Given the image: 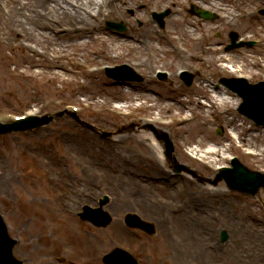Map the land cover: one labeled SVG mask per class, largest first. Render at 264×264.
I'll return each instance as SVG.
<instances>
[{
    "label": "rangeland",
    "instance_id": "rangeland-1",
    "mask_svg": "<svg viewBox=\"0 0 264 264\" xmlns=\"http://www.w3.org/2000/svg\"><path fill=\"white\" fill-rule=\"evenodd\" d=\"M138 1L128 0L130 6L118 9L122 16L111 17L113 20L124 21L128 26L123 33L125 35L120 36L108 29L103 19L96 21L94 17L90 18V23H94L97 29L92 32L88 26L82 31L74 29L75 33L58 35L45 32L46 29L36 30L35 11L39 0H0L1 119L6 120V112L20 113L32 106L38 108L40 113L66 110L62 116L42 128L0 137V210L8 213L9 221L16 229L13 233L21 239L15 254L25 264H62L58 258L66 255V248L71 255H66L63 264H100L97 261L99 253L109 249L112 244L133 248L141 254L143 264H190L191 260L196 264H213L211 258L195 255L187 257L183 250H199L197 246H205L209 242L216 245V251H211L216 258V253L224 249L221 245L229 243L233 235L229 225L225 229L229 239L221 244L218 239L223 229L216 224L218 219L213 217L217 226L213 231L200 226L202 222L196 220L197 217L191 220L184 214V204L190 201L191 196L198 204H212L209 203L212 199L205 194L202 196L200 192L202 189L209 191L215 186L206 187L205 184V187H198L196 182L199 180H195L196 177L192 181L193 178L187 175L172 176L168 172L170 170L167 171L170 168L159 158L150 141L145 142L150 150L137 143V135L147 131V124L135 126L136 118H154L155 114L166 118L190 113L193 121L185 124L174 123L163 127L157 120L154 124L159 130L170 134L173 142V150L170 149L172 159L189 164L201 178L211 175L212 171L210 167L186 157L183 148L192 144L201 147V151L213 143L228 147V153L225 152L221 160L214 164H226L228 154H238L251 169L264 167V130L254 128L235 109L223 114L222 107L209 110L205 105L216 94L213 93V82L208 79L215 82L230 77L228 71L218 66L207 71L204 69L201 75H196L191 87L173 78L154 81L145 79L142 83L130 81L127 85H116L105 74L101 67L106 63L141 61L143 66H138L136 71L143 75L149 74L152 66L157 63L174 72L179 67L191 64L205 67L201 60L204 57L210 58L212 63L222 62V56L210 50L211 44L220 43L221 37L211 35V44L205 42V46L195 45L191 39L199 31H209V22H203L190 15L186 8L175 5L171 16L166 19L165 29H162L158 23L149 20V12L143 14L135 8ZM146 1L152 8L153 0ZM221 1L206 0L205 4L218 5ZM246 1L251 3V0H231V3L234 7L245 9L250 7ZM170 2L156 0L153 7L161 9ZM131 9L134 14L130 13ZM50 15L48 12L47 16ZM80 22L83 23V20ZM256 24L250 20L247 26L254 27ZM260 25L264 26L263 23ZM179 41H184L194 50L192 52L201 56L193 58L177 50L172 42L176 46ZM35 43L47 51L44 52L46 55H35ZM257 53L256 50L242 51L238 58L232 56V60L248 69H257L256 72L262 71L253 64ZM251 54L254 56L251 57ZM61 63L65 65L64 69L59 68L58 64ZM90 68L98 69L95 73H89ZM219 93L222 95L220 97L229 100L228 107L236 103V98L224 94V89ZM70 104L82 106V110L77 112V119L69 113ZM115 105L121 106L118 111L114 110ZM86 123L94 124L99 129L95 131ZM220 125L224 128L222 135L217 134ZM117 130L122 132L116 138L101 135V131ZM239 140L260 154L253 156L237 146L230 147V143L236 144ZM111 145L117 146L116 149L111 151ZM117 150H124L128 155L123 160H127L132 176L134 173L143 175L137 180L144 179V189L141 191L150 205L162 208L158 214L147 217L156 224L157 233L152 236L136 235L126 228L123 213L132 207L124 210L121 208L117 212L122 216L121 221L114 220L107 228L91 226L72 214L91 195H97L104 189L110 190L109 186L117 199V192L120 191L125 197L131 194V198L124 197L126 203L137 195L138 201L144 202L142 192L137 193L140 190L138 185L130 184L129 181L108 182V178L102 181L95 176L97 170L104 174V168H108L112 176L118 175V157L113 155ZM152 153L154 156L150 155ZM167 158H170V154ZM92 162L94 164L91 165ZM162 168L166 171H162ZM94 179L98 182L94 183ZM170 182L177 186L183 185L185 189H177L179 186L170 189L166 184ZM222 190L227 195L225 199L232 205V218L239 205V214H242L244 221L247 219L264 227V189L257 197L230 192L225 188ZM177 205L181 207L179 212ZM107 207L111 211L109 204ZM195 209L198 207H193ZM136 212L144 216L148 213L142 208ZM178 232L184 234L186 244ZM154 259L162 260L156 263ZM255 261L248 263L243 260L233 264H264L257 257Z\"/></svg>",
    "mask_w": 264,
    "mask_h": 264
},
{
    "label": "bare ground",
    "instance_id": "bare-ground-1",
    "mask_svg": "<svg viewBox=\"0 0 264 264\" xmlns=\"http://www.w3.org/2000/svg\"><path fill=\"white\" fill-rule=\"evenodd\" d=\"M99 1H103V0H99ZM125 0H104L102 3H96L95 0H87L86 4L89 3V6H94V8H97V11L95 10V12L97 13H101L103 14V9H104V5L106 4V9L105 11H107L108 14L114 16V17H121L122 12L121 10L119 11L118 9H120V7L122 6H126L127 5V1L124 2ZM52 2L57 3L58 0H41L39 2V7H41L42 9H48V5L51 9V11H48L49 13L56 11L57 7H54V4H52ZM81 4L85 5V2L83 0L80 1ZM91 8V7H89ZM38 11H41L40 9ZM69 15V16H68ZM80 15H82L81 12H79L76 15H71V14H65L64 18H66L68 20V22L71 24V26L78 24V23H74V20L77 18L79 23L83 24L82 28H87L88 26V30L90 32H92L95 28H93L94 23H90V16L91 15H84L83 23L80 22L79 18L81 17ZM111 16V17H112ZM43 15L41 13L36 14L35 16V21H36V26L38 27H42V24H44L43 21ZM99 31V30H98ZM114 55V54H113ZM218 92H216L217 94ZM222 96V95H221ZM221 100L223 101L224 98L221 97ZM142 134L137 135V143L138 144H143L147 149H149L146 145L145 142L146 141H150L154 147V149H156L157 154L159 156V158H165V156H163L162 152L163 149L160 146V140L158 139L154 133H151L149 131H141ZM160 136V135H159ZM162 140H164V142H166V140L164 138H162ZM160 143V145H159ZM90 144V142L88 143ZM93 145V144H91ZM110 147V150L113 151L114 149H116L117 146H113ZM209 151H218V153L221 151L220 148L217 147V145H211L210 147H207ZM150 150V149H149ZM209 153V152H208ZM154 153L150 154L152 156ZM210 154V153H209ZM115 157H118V163L116 164V167L118 168V175L112 176L109 173V169L108 168H104V174L103 177L100 179L103 181V179L108 178L109 180H106L108 182H112V181H129L131 182L130 184L134 183L136 185H138L140 187V191L142 189H144L142 187V185L144 184V179H140L137 180V176L134 173L132 176V172L130 171L129 165L126 164L127 160H123V158H127L128 155H126L124 153V150L122 151H115V153L113 154ZM166 161V158H165ZM85 162V161H84ZM88 162V161H87ZM131 162V161H130ZM134 163H136L135 161H133ZM89 166V163H87ZM94 164V162L91 163V165ZM132 164V162H131ZM130 164V165H131ZM102 172V171H101ZM88 171L86 172V174L88 175ZM118 176V177H116ZM112 178V179H111ZM114 178V180H113ZM142 178V176L140 177ZM105 181V182H106ZM94 183L98 182V180H93ZM168 184L170 189L173 188H177L179 186L175 185L173 182L170 183H166ZM190 185V184H189ZM198 187H205V185L199 184L197 183ZM183 188L182 186H179L177 189ZM176 189V190H177ZM142 192V191H141ZM140 192V193H141ZM127 194V192H126ZM200 194L203 196L208 195L206 197H210L212 199L211 202L212 204H208L207 202L204 204H198L196 203L193 198V196H191L190 194H188V196L190 197V201H187L184 204V210H185V214L190 216V217H197L196 220H199V222H202V225L200 224V226H206L207 229H212L213 231L217 228V226L215 225L213 216L218 217V223H216L218 226H221L222 228H226L227 225H229L233 235L231 236V240L229 241V243H227L224 246V249H226L225 251L216 253L218 254V256L216 258L215 254H213V252H211L210 254L203 256L201 255L200 258H211L214 260L213 264H227L228 262L230 264H233L234 262L237 261V263H241V261H246L248 263H256V257L257 259L260 258H264V227L258 225V224H254V222H251L249 220H243L244 217L242 216V214H239V205L236 206V210L237 212L234 214L235 217L232 218V211H231V207L232 205L230 204L229 200L225 199V197L227 196L225 191L222 189H218L216 190L215 188H210L209 191L202 189ZM128 195V197H127ZM125 198H131V194H127ZM141 195H144V202H142L141 200L138 201L139 196H135L134 199H129L128 202L130 203H126V200L123 199L121 202H115V203H109L110 207H111V213L112 215L116 218L117 216V220H119V216L120 214L117 213L119 211H121V208H123V210L127 207H132L131 210H137L139 208L144 209L146 212L145 216L146 217H150L151 215L154 214H158L162 208L160 207H153L152 205H150V203L147 200L146 195L142 192ZM193 202H195V205L193 204ZM136 204V205H132V204ZM143 204V205H142ZM140 205V206H138ZM142 205V206H141ZM211 205L214 207V209L211 207ZM196 208L198 207V209L193 210V207ZM205 207V209H204ZM180 210V209H179ZM117 213V214H116ZM154 219V218H153ZM120 221V220H119ZM220 221V222H219ZM221 228V229H222ZM262 230V231H261ZM210 244V243H208ZM197 246V245H196ZM198 248H202L201 246H197ZM223 249V250H224ZM259 257V258H258Z\"/></svg>",
    "mask_w": 264,
    "mask_h": 264
},
{
    "label": "water",
    "instance_id": "water-1",
    "mask_svg": "<svg viewBox=\"0 0 264 264\" xmlns=\"http://www.w3.org/2000/svg\"><path fill=\"white\" fill-rule=\"evenodd\" d=\"M43 122L48 123L49 120H43V121H38V120H36V121H31V122H29L27 125H31V126H40L41 123H43ZM8 129H10V128H8ZM0 132H5V131L3 130V127H2L1 125H0ZM234 171H235V172H239V173L242 172V171H240V169H239L238 167H236V168L234 169ZM238 183H239V185H242V181H239ZM260 183H261V181H260Z\"/></svg>",
    "mask_w": 264,
    "mask_h": 264
}]
</instances>
